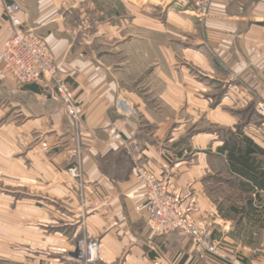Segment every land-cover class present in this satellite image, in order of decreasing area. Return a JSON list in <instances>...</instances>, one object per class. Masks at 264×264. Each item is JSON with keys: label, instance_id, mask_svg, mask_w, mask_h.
<instances>
[{"label": "crops", "instance_id": "0c3cea01", "mask_svg": "<svg viewBox=\"0 0 264 264\" xmlns=\"http://www.w3.org/2000/svg\"><path fill=\"white\" fill-rule=\"evenodd\" d=\"M13 3L23 28L46 40L84 109L76 129L50 90L21 86L0 66V169L7 182L66 214L53 215L54 236L25 230L27 259H65L81 234L99 241L98 264H222L189 238L152 233L134 159L169 178L183 209L210 226L214 240L242 243L235 219L252 237L264 229L252 183L222 152L238 135L222 131L236 126L264 152V111L257 109L264 106V0H212L203 22L190 16L191 0H0V54L12 35L5 7ZM118 97L137 116L121 118ZM253 109L262 115L259 127L240 117ZM257 162L264 173V155ZM76 165L79 179L67 172ZM222 192L245 198H230L227 211ZM40 205L22 207L41 216Z\"/></svg>", "mask_w": 264, "mask_h": 264}, {"label": "built area", "instance_id": "2783aa9c", "mask_svg": "<svg viewBox=\"0 0 264 264\" xmlns=\"http://www.w3.org/2000/svg\"><path fill=\"white\" fill-rule=\"evenodd\" d=\"M191 1L195 16L201 22L208 18L212 0ZM20 11V6L16 3L5 7L12 35L2 48L0 66L21 86L36 84L50 90L62 102L65 114L77 129L83 122L84 109L75 99L68 81L60 76L46 40L34 31L23 28ZM114 108L124 119L137 115V110L123 97L117 98ZM257 109L261 113L264 106L259 104ZM110 134L114 139L122 140L121 133L116 129H111ZM132 150L135 154H141L138 144H132ZM68 172L72 178L79 179L82 176L79 166L72 167ZM134 172L136 180L147 190L149 227L152 233L159 236L179 234L189 238L194 246L222 264H264V259L247 260L225 242L214 240L211 227L198 222L183 209L180 200L170 189L168 177L158 178L138 159H134ZM77 250L73 264H96L100 243L97 240H81L77 244Z\"/></svg>", "mask_w": 264, "mask_h": 264}, {"label": "rangeland", "instance_id": "374dc122", "mask_svg": "<svg viewBox=\"0 0 264 264\" xmlns=\"http://www.w3.org/2000/svg\"><path fill=\"white\" fill-rule=\"evenodd\" d=\"M150 0H129L130 3L143 6L145 2H149ZM192 17H194L198 22L200 21L196 16L192 8V12L190 13ZM203 22V21H202ZM192 43V42H191ZM227 91V89H225ZM128 101V100H127ZM228 107V106H227ZM249 114V115H248ZM137 116V115H135ZM134 116V117H135ZM240 117L244 119L250 118V121L255 126L259 127L263 123L262 115L257 113L256 109L252 111L243 112L240 114ZM132 118V117H131ZM4 120H0V125L3 124ZM238 134L240 132V127L236 126L234 131L227 132L226 130L222 131V136L229 138L230 133ZM195 133L193 128L190 129L188 133L191 138L192 135ZM231 133V134H232ZM1 166V164H0ZM79 166V165H76ZM74 167V166H73ZM72 168V167H71ZM69 168V169H71ZM68 169V171H69ZM67 171V172H68ZM69 173V172H68ZM13 183L7 182L6 175L2 173V169H0V264H37L34 259H27L24 254L28 253V246L27 242L24 241V236L27 240V235H24L26 229L30 228L33 231L35 230L38 232L40 230L42 235L45 236H54L56 227L51 223L53 221V215H58V217L62 215H66L64 212L59 210H55L53 205L49 202L46 203L47 207L44 205V200L41 201L37 196L32 194H28L27 191H23V189L18 185H12ZM14 189V190H12ZM224 200L226 210L229 209V199L234 197L238 202L243 200L245 197L239 194H233L232 196L228 193L222 192L219 194L218 198ZM262 198L264 199V194H262ZM39 201L41 203H39ZM31 203L33 206H40L45 207V212L42 211L43 215L38 216V210H24L22 205ZM43 204V205H42ZM49 208V209H48ZM70 213V212H69ZM75 218H77L76 214H72ZM78 215V213H77ZM46 220L47 226L49 228H45L42 225L44 224L43 221ZM50 221V223H49ZM83 221V218H82ZM240 219H235L233 221V232L235 233L236 237H240L244 235V240L242 243H231L225 242V244L230 248H235L234 250L238 251L243 256L249 258V260H258L264 259V229L258 228V230L253 231L255 236H250V233L245 230L244 227L240 226ZM42 224V225H40ZM80 224V223H79ZM81 225V224H80ZM41 226V227H40ZM64 230L67 233H73V227H64ZM248 233V235H247ZM252 235V234H251ZM32 240V239H31ZM81 240H86L83 235H78L75 240H73L72 245L75 246L74 252L65 259H53V257H48L41 262L40 264H73V259L75 258V252H77V244ZM32 256H36L35 254L30 253ZM97 261L96 264H98Z\"/></svg>", "mask_w": 264, "mask_h": 264}, {"label": "trees", "instance_id": "16d2710c", "mask_svg": "<svg viewBox=\"0 0 264 264\" xmlns=\"http://www.w3.org/2000/svg\"><path fill=\"white\" fill-rule=\"evenodd\" d=\"M237 138L240 140L239 142ZM222 152H227V156L232 165L235 164V170L238 174L248 177V180L252 183L254 200L260 203L258 207H261V209L255 208L254 212L257 213L263 210L264 213V199L260 194L261 192L264 194V173L257 171V156L264 155V152L241 132L234 139H229ZM243 189H247V187L243 186ZM247 190L249 191V189ZM245 258L249 260V258Z\"/></svg>", "mask_w": 264, "mask_h": 264}]
</instances>
